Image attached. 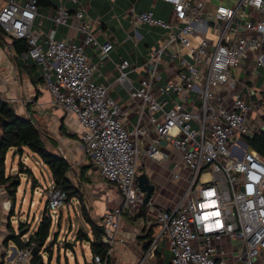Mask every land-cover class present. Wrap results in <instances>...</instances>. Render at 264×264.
<instances>
[{
    "label": "built area",
    "instance_id": "built-area-1",
    "mask_svg": "<svg viewBox=\"0 0 264 264\" xmlns=\"http://www.w3.org/2000/svg\"><path fill=\"white\" fill-rule=\"evenodd\" d=\"M54 1L40 13L38 0H7L0 26L26 41L27 56L40 66L52 101L82 128L81 154L118 190L119 203L100 218L106 257L117 242L123 213L143 205L138 146L147 139L144 155L169 161L171 179L186 182L174 208L157 210L159 234L151 250L166 240L170 264H264V160L244 146L250 128L264 116L249 102L258 88V70L264 71V0H151V7L140 11L138 0H129L121 17L129 23L126 28L114 14L116 0H107L129 43L128 57H137L113 63L119 74L114 83L126 91L137 115L132 129L110 86L94 79L100 66L112 62L113 36L105 33L104 43H97L88 0H68L73 10L66 0ZM157 2L169 5L168 20L154 16ZM71 13V34L56 38L58 27H69ZM143 28L159 30L146 55L137 52ZM94 46L96 63L86 53ZM163 142L171 154L160 150ZM65 203L60 189H48V213ZM31 256L26 250L17 259ZM91 263L106 261L92 256Z\"/></svg>",
    "mask_w": 264,
    "mask_h": 264
},
{
    "label": "crops",
    "instance_id": "crops-1",
    "mask_svg": "<svg viewBox=\"0 0 264 264\" xmlns=\"http://www.w3.org/2000/svg\"><path fill=\"white\" fill-rule=\"evenodd\" d=\"M6 1L7 0H0V10L5 5ZM88 1L90 3V9L87 13V17L94 22L93 33L96 37L97 43H104L105 33L109 36H113V51L110 54L112 62H107L104 66H100L94 74V79L98 84H106L110 86V96L116 100V103L121 108L126 127L132 129V126L136 123L137 115L132 103L128 100L126 91L118 84L114 83L119 74L114 69L113 63H120L122 60L127 59L137 61V57H128L127 51L130 49L129 43H124L125 35L120 30L117 20L112 17L107 0ZM128 4L129 0H116L114 8L115 16L119 18L121 25L125 28L129 26V23L121 17ZM65 5L70 10L74 9V5L68 0L65 1ZM148 5V8H150L151 0H138L135 10L140 11L148 9L146 8ZM158 5L159 2H157L152 8L154 16L161 18L164 21L168 20L170 12L169 5L161 2L160 6ZM38 10L40 13L46 12L45 9ZM67 24H69L68 28L63 26L58 27L56 38L64 39L65 34H71L72 28L70 27L75 25L73 13L70 14ZM45 26H50L49 21L46 22ZM74 33H76V31H74ZM140 33L145 37L142 42L145 48L147 46L156 45L159 30H152L149 33L148 29L143 28ZM152 39L154 40V43L151 42ZM76 42H78V40ZM4 43L6 46L0 45V98L9 102L20 117L24 119H32L39 127L47 129L48 131H51L52 134L56 135L58 142H61L65 152L71 157H74V159H87L92 165L88 158H81V154H79L77 149L82 128L77 124L74 116L64 113L61 108L52 101V96L45 86L44 81L42 82L40 80V78H42L40 66L30 58L26 61L27 56L25 55L17 57L11 49V44L7 40H5ZM86 53L92 63L97 62V51L95 46L86 49ZM27 62H29V64H27ZM126 73L129 79L135 78L134 73L128 71H126ZM258 73L260 75L258 78V88L255 91L252 90L254 96L249 102L253 104L259 103L262 110L259 106L258 107L264 113L263 69H259ZM247 91V89L242 90V95ZM60 129H64L66 134L71 137L73 136V138L66 137L63 134L61 135ZM149 137H155V133L152 129L149 131ZM244 142H246V140H244ZM146 146L147 139H141L138 146L140 152L138 165L139 175H146L149 183L153 185L154 191L147 205L143 204L142 206L137 207L134 213H129L127 211L123 213L117 233V242L113 246V250L110 254V258L114 264H170V255L166 240L159 241L156 244L154 251L151 250L152 241L159 234V227L156 222V212L159 209L174 208L181 198L186 182L184 179H180L179 181H181V185L179 184V188L171 187V189H168L169 182L172 180L170 162L166 161L159 163L147 158L144 155ZM160 150L168 155L171 154V149L165 142L161 144ZM59 151L62 152L61 148ZM171 156L174 158L173 155ZM173 158H171V160ZM87 165H89V163H83L80 167L82 168ZM94 171L96 172L92 165L88 171H86L83 181L88 183L90 176H93L92 174L97 176L98 173L96 172V174ZM5 175L13 176V174L6 173ZM30 175H32V173ZM96 178L97 179H94L90 184V186L94 187L93 190L97 189L99 191L94 194V197H99L95 198L92 202L95 214H92L90 207H88V210L90 217L93 220H100L106 211H110L119 203L120 196L114 185H109L103 180H99L98 176ZM33 180L35 181L34 183L36 186L37 181L34 178ZM76 180L78 181V179ZM35 186L31 185V188H34ZM18 192L19 186L17 188V193ZM16 195L14 202H11L6 194L4 186H0V264H32V256L29 261L17 259L19 253L26 251L27 249L20 250L12 241H7L10 234L9 228H11L16 235L19 234L22 236L21 239L25 242H27L29 236L32 234H24V231L19 232L18 228L13 227L12 225L11 218L14 216ZM24 202L25 198L23 196L22 203ZM9 205L11 209H7ZM32 205L33 203L30 204L31 207ZM33 218L35 219V217ZM78 218L80 222L78 226H80V229L74 233V243L72 244L73 250L66 249V251L71 252L74 264H92L91 257L93 255L90 252L89 244L86 241H82L79 235L80 230H82L90 237V229L84 223L82 217L78 216ZM39 222L40 220H38V224ZM24 228L29 229V226L26 224ZM54 235L50 233L51 240ZM48 243H51V241H48ZM56 244L57 243L54 245ZM79 254H81V256H79Z\"/></svg>",
    "mask_w": 264,
    "mask_h": 264
},
{
    "label": "trees",
    "instance_id": "trees-1",
    "mask_svg": "<svg viewBox=\"0 0 264 264\" xmlns=\"http://www.w3.org/2000/svg\"><path fill=\"white\" fill-rule=\"evenodd\" d=\"M53 6V0H38V8L40 10ZM5 40L11 44V49L17 57L27 56L28 46L26 41L12 38L0 26V45L6 46ZM28 59L29 57L27 56L26 61ZM42 79L40 78L43 82ZM60 134L73 138V136H68L64 129H60ZM245 140L248 150L255 151L264 160V131L257 132L251 137H246ZM47 144L53 150L48 149ZM25 149L37 155L41 163L48 168L53 185L65 195V202L70 203L72 200H76L80 205V214L82 220L90 229V237L82 230H80L79 235L82 241H86L89 244L92 255L99 256L103 261H106V264H114L110 256L106 257L107 247L102 241L103 229L100 225V220H93L90 217L79 185L85 178L86 171L92 165L82 167L79 173H76L75 178L79 182L78 185H75L70 178L71 164L63 158L58 150L57 141L49 135L47 130L39 127L32 119L20 117L9 102L0 98V186H4L11 202H14L19 182L13 176L5 175L6 156L10 150H14V155L21 157ZM22 166L20 163V170H22ZM25 172L31 174V171L26 168ZM25 226L26 224L20 223L18 226L19 232L24 231V234H27L29 229H25ZM51 227L52 219L45 208L37 229L29 236L27 242L23 241L21 239L22 236L19 234L16 235L11 228H9L10 234L7 241H12L20 250L33 251L32 264H40L42 258L39 254L42 251L50 253L58 237L54 235L51 243H48ZM57 227L59 228L60 225H57ZM65 249L73 250V245L66 244Z\"/></svg>",
    "mask_w": 264,
    "mask_h": 264
},
{
    "label": "rangeland",
    "instance_id": "rangeland-1",
    "mask_svg": "<svg viewBox=\"0 0 264 264\" xmlns=\"http://www.w3.org/2000/svg\"><path fill=\"white\" fill-rule=\"evenodd\" d=\"M158 6H160V2ZM148 7L149 5L146 8ZM44 15L46 17L50 16L48 14ZM46 22L47 20L45 21L44 26L46 25ZM139 32H142V29H139ZM151 42L154 43V40L152 39ZM137 52H141L146 55L147 49L145 48L144 44L141 43ZM257 104L262 110V107L259 105V103ZM251 115L256 116L255 113H251ZM261 131H264V121L262 119L256 121L255 125L250 128V132L246 137H251L255 133ZM48 133L57 141L58 150H60L61 148L67 160L72 165V171H70V178L75 185H78V181L75 179L76 173H79L81 168L80 166L83 163H89L90 165V162H88L87 159L82 160L80 158L74 159V157H71L65 152L63 145H61V142H58L57 136L52 134L51 131H48ZM47 147L48 149L53 150V148L49 144H47ZM77 149L79 154H81L78 147ZM82 157L83 155L81 154V158ZM20 163L23 165L22 170H20L19 168ZM5 167V173L13 174V177L17 179L20 184L19 192L16 195L14 216L11 218L12 225L13 227L18 228L19 223L27 224L29 226L28 233L31 234L36 229L38 220L41 219L44 209L46 207L47 191L48 189L53 188V182L51 179L50 172L48 168L41 163L38 156L31 153L27 149H25V152L21 157H19L18 155H14V150H10L5 160ZM25 168L31 171L33 177L29 173L25 172ZM92 175L93 176H90L88 183L86 181H82V183L79 185L81 187L80 189L84 197L85 206L87 209H89L88 207H90L92 214L94 215L95 212L94 208L92 207V202L95 198L99 197H94V194L98 193L99 191L97 189L93 190L94 187L90 186L93 180L97 179L96 177L98 176V174L97 176L95 174ZM137 175H139V169L137 170ZM33 178L37 181L36 186ZM99 180L101 179L99 178ZM179 180H171L169 182L168 189H171V187L179 188V184L181 185V181ZM31 185H34L35 187L31 188ZM185 188L186 187L183 188L184 190L182 192L185 191ZM23 196L25 198L24 203H22ZM31 203H33L32 207L30 206ZM9 208L10 206H8V209ZM49 214L52 219V228L50 233H52V235L55 234L58 237L56 239L57 244L53 245L50 253L42 251L39 254L42 258V264H65V262L66 264H74L71 252L66 251L65 245L74 243V233H76V231L80 229V226H78L80 223L78 216L81 217L80 205L77 203L76 200H72L70 203H65L64 206H61L54 211H50ZM33 217H35V219ZM57 225H60V227L58 228ZM49 241H51V239ZM79 256H81V254H79Z\"/></svg>",
    "mask_w": 264,
    "mask_h": 264
},
{
    "label": "water",
    "instance_id": "water-1",
    "mask_svg": "<svg viewBox=\"0 0 264 264\" xmlns=\"http://www.w3.org/2000/svg\"><path fill=\"white\" fill-rule=\"evenodd\" d=\"M244 146L247 147L246 144ZM137 184L141 192L144 194L143 204L147 205L151 199L154 187L149 183V180L145 174H140L137 176ZM31 255H33V251L31 252ZM40 264H42V262H40Z\"/></svg>",
    "mask_w": 264,
    "mask_h": 264
}]
</instances>
